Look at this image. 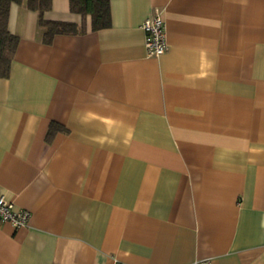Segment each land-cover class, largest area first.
<instances>
[{
	"label": "crops",
	"instance_id": "crops-1",
	"mask_svg": "<svg viewBox=\"0 0 264 264\" xmlns=\"http://www.w3.org/2000/svg\"><path fill=\"white\" fill-rule=\"evenodd\" d=\"M107 1L109 28L50 45L10 6L0 197L30 218L0 222V264H264V0ZM43 17L82 22L68 0Z\"/></svg>",
	"mask_w": 264,
	"mask_h": 264
},
{
	"label": "trees",
	"instance_id": "trees-1",
	"mask_svg": "<svg viewBox=\"0 0 264 264\" xmlns=\"http://www.w3.org/2000/svg\"><path fill=\"white\" fill-rule=\"evenodd\" d=\"M71 13L81 16L80 25L66 22H53L44 19L43 15L52 8V0H0V79L8 78L13 61L18 37L8 31V16L12 4L25 3L28 10L38 13V27L43 30L42 43L50 45L56 35H78L86 31L85 19L90 17L91 31H100L110 27V6L107 0H68ZM65 129L51 123L46 134V143H50L57 133Z\"/></svg>",
	"mask_w": 264,
	"mask_h": 264
},
{
	"label": "built area",
	"instance_id": "built-area-1",
	"mask_svg": "<svg viewBox=\"0 0 264 264\" xmlns=\"http://www.w3.org/2000/svg\"><path fill=\"white\" fill-rule=\"evenodd\" d=\"M140 29L144 32V46L147 55L152 58L162 56L167 50L162 12L155 9L153 14L142 22ZM29 218L30 212L28 210L17 208L4 197H0L1 223H8L14 228H25ZM189 264H212V261L211 259H202Z\"/></svg>",
	"mask_w": 264,
	"mask_h": 264
}]
</instances>
